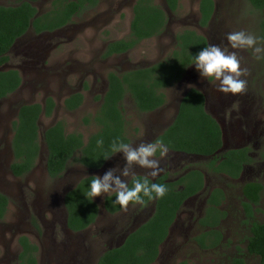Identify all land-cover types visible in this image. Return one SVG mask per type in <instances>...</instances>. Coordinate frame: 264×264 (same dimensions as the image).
<instances>
[{"label":"rangeland","instance_id":"374dc122","mask_svg":"<svg viewBox=\"0 0 264 264\" xmlns=\"http://www.w3.org/2000/svg\"><path fill=\"white\" fill-rule=\"evenodd\" d=\"M19 1L0 0V5H14ZM51 1L41 0L35 4L39 14L50 9ZM136 1L99 0L96 8L84 12L54 33L37 35L29 30L14 44L9 52V62L0 67V71L18 70L22 79V85L15 93L0 100V191L11 198L13 205L5 219L0 221V264H15V255L20 249L17 239L25 234L42 246L47 239L56 244L59 254L50 252L49 262L45 256L40 264H75V261L77 264H97L98 257L105 251L104 247L117 246L120 243L117 236L121 235L119 237L122 238L135 228L143 207L129 205L126 211L113 216L105 213L102 207L107 194L97 196L95 199L101 210L97 224L86 234H81L80 238H72L75 251L81 258H67V240L53 233L54 227L59 229L63 226L65 214L62 202L65 193L82 178L102 176L108 170H113L114 176L126 180L134 175L153 177L147 176L149 170L136 165L128 166L129 176L123 177L126 162L119 153L100 171L87 170L78 163L70 162L64 175L55 181L45 177L43 158L29 177L15 179L9 172L12 123L21 106L44 104L47 98H52L55 109L50 116L40 117V133L61 122L66 133H80L87 140L98 130L92 118L101 104L96 98L102 97L107 90V75L151 66L164 60L175 49L176 36L184 30H194L204 36L208 45H219L229 52H236L241 59V67L247 69L241 77L247 81L246 90L238 94H224L218 90V81L201 78L193 65L180 82L165 91L166 104L155 112L140 113L131 98H125L123 111L127 136L134 146L153 142L174 120L182 97L189 89L195 88L204 94L207 112L221 126V153L248 147L254 162L244 168L239 179L233 180L212 174L207 166L211 158L169 152L165 157L158 158L160 167L173 181L188 170L199 169L206 178V188L197 199L182 208L154 264H179L183 261L188 264H232L235 258H241L244 264H259L258 257L246 251L250 226L242 208V188L255 181L264 185V59H255L250 49H232L227 34L244 31L259 37V22L264 15L255 11L245 0H213V18L207 27L202 28L199 26L200 0H178L179 6L175 12L168 9L165 0H154L167 13L168 23L163 33L142 41L126 54L103 59L102 54L108 43L129 35ZM74 94H81L83 103L77 110L68 111L64 101ZM85 118L89 119L88 124L84 123ZM43 145L41 138V147ZM216 188L225 192L221 209L227 217L219 226L223 240L216 249L203 251L193 239L201 231L197 220L206 208L204 197ZM31 213L38 216L42 236H37V231L28 224ZM253 220L264 223V192Z\"/></svg>","mask_w":264,"mask_h":264},{"label":"trees","instance_id":"16d2710c","mask_svg":"<svg viewBox=\"0 0 264 264\" xmlns=\"http://www.w3.org/2000/svg\"><path fill=\"white\" fill-rule=\"evenodd\" d=\"M39 1L20 0L14 5H0V67L8 62L7 54L15 42L29 30L37 35L55 32L99 4V0H52L50 9L39 14L35 7V3ZM245 1L255 11L264 15V0ZM165 3L171 12L178 9V0H165ZM214 12L213 0H200V27L209 25ZM167 23V13L163 7L156 5L154 0H137L133 6L128 37L110 43L103 58L125 54L142 41L161 35ZM259 37L264 38V17L259 22ZM206 46L208 42L204 36L194 30H184L176 36L175 49L164 60L121 74L110 72L107 77V91L92 118L98 127L95 133L85 140L80 133H66L61 122L46 130L44 141L48 152L46 167L49 177H61L70 162L78 163L91 171L100 170L116 154H112L107 160L103 158L104 155L110 154L114 139L120 138L130 143L123 111L125 98L129 96L140 113H152L161 109L167 101L165 91L185 77L188 69L194 65H190L194 62L193 56ZM20 84L21 76L16 70L0 71V99L16 92ZM82 103L81 94L71 95L64 102L69 111L77 110ZM54 109L55 102L52 98H47L44 104H26L19 108L17 118L12 123L11 147L14 160L10 169L14 175L25 174L38 159V121L41 116H50ZM83 121L85 124L89 123L88 118ZM99 138H103V146L97 145ZM156 141L167 144L171 152L210 157L211 160L207 164L209 170L233 180L239 179L244 168L254 162L248 147L229 149L221 153L223 133L220 124L207 112L204 94L195 88L189 89L182 97L174 120L156 137L154 142ZM158 155L159 153L156 156ZM135 178H147L150 183L166 184L168 192L160 199L149 200L144 197L142 206L150 201L155 202L152 217L131 233L121 246L106 251L97 264H153L181 205L187 198L200 192L204 186V175L199 170L189 172L175 183L167 182L166 175L154 181L142 175L132 179ZM91 179L92 176L83 178L65 195L67 227L73 232L86 230L97 219L98 205L94 199L86 197ZM263 192L264 185L256 181L247 183L242 188V208L250 226L246 251L249 255L258 257L259 264H264V223L253 219ZM114 199L115 193L104 200V209L110 214L122 210L120 205L113 203ZM224 201V191L214 189L208 199L205 216L199 221L200 226L207 230L195 238L202 249H216L222 244L223 236L219 226L227 217L226 212L221 209ZM7 204V197L0 192V221L5 217ZM19 242L22 246L19 264H36V247L24 237L20 238ZM232 264L244 262L241 258H235Z\"/></svg>","mask_w":264,"mask_h":264},{"label":"clouds","instance_id":"9594fccd","mask_svg":"<svg viewBox=\"0 0 264 264\" xmlns=\"http://www.w3.org/2000/svg\"><path fill=\"white\" fill-rule=\"evenodd\" d=\"M227 41L232 49L251 50L255 59H264V38L244 31H233L227 34ZM193 63L201 78L218 81V90L224 94H238L246 90L247 81L241 77L247 69L241 67V59L236 52H229L227 48L209 44L193 56ZM98 146H103V138L96 141ZM169 152V146L162 141L140 143L133 145L120 138L113 140L110 154L103 156L107 160L114 153H122L126 166L122 172L123 177L129 176L128 166L136 165L147 171V176L157 177L162 168L160 159ZM86 197L91 200L97 196L115 193L113 203L120 205L122 210H127L130 204H142L144 197L149 200L163 198L168 188L166 184L149 182L147 178H135L131 184L121 176H114L113 170L106 171L102 176H92Z\"/></svg>","mask_w":264,"mask_h":264},{"label":"flooded vegetation","instance_id":"af4514ba","mask_svg":"<svg viewBox=\"0 0 264 264\" xmlns=\"http://www.w3.org/2000/svg\"><path fill=\"white\" fill-rule=\"evenodd\" d=\"M41 1V0H40ZM36 4V3H35ZM36 7V6H35ZM45 13V12H44ZM43 14V13H42ZM200 14V13H199ZM213 18V17H212ZM200 19V18H199ZM212 20V19H211ZM211 22V21H210ZM68 26V25H67ZM200 26V25H199ZM66 27V26H65ZM129 29H130V25H129ZM60 30V29H59ZM58 31V30H57ZM130 31V30H129ZM33 32V31H32ZM56 32V31H55ZM34 33V32H33ZM52 33H54V32H52ZM42 34H44V33H42ZM160 36V35H159ZM128 37V36H127ZM126 38V37H125ZM124 39V38H123ZM120 40H122V39H120ZM116 41H118V40H116ZM112 42H115V41H112ZM112 42H110V43H112ZM16 43V42H15ZM110 43H108L107 45H106V47L110 44ZM106 47H105V49H106ZM13 48V47H12ZM105 49H104V51H103V54H104V52H105ZM135 49V48H134ZM133 49V50H134ZM12 50V49H11ZM10 50V51H11ZM9 51V52H10ZM132 51V50H131ZM9 52H8V54H7V57H8V59H9ZM130 52V51H129ZM128 53V52H127ZM103 54H102V58H103ZM126 54V53H125ZM123 55V54H122ZM113 56H119V55H113ZM113 56H111V57H113ZM108 58H110V57H108ZM108 58H103V59H108ZM8 62H9V60H8ZM7 62V63H8ZM6 63V64H7ZM6 64H4V65H6ZM9 70H16V69H9ZM132 70V69H131ZM18 73H19V75H20V72L18 71V70H16ZM129 71V70H128ZM124 72H126V71H124ZM114 73H116V72H114ZM123 73V72H122ZM117 74H121V73H117ZM107 77H108V75H107ZM107 82H108V79H107ZM21 85H22V79H21V84H20V86H19V88L21 87ZM108 87V86H107ZM18 88V89H19ZM107 91V90H106ZM15 93V92H14ZM106 93V92H105ZM105 93H104V95H105ZM104 95L102 96V97H97V98H99V99H97L98 101H100L101 103H102V99H103V97H104ZM71 96V95H70ZM69 96V97H70ZM68 97V98H69ZM1 100V99H0ZM54 101V100H53ZM65 102V101H64ZM65 105V104H64ZM101 105V104H100ZM69 111V110H68ZM17 118V117H16ZM48 129V128H47ZM47 129H45V131L43 132V133H40V131H38V138H39V144H40V150H39V157H38V159L35 161V163H34V165H33V167L28 171V172H26L25 174H23V175H21V176H16V175H14L13 173H12V171H11V169H10V166H11V164H12V162H13V160H14V157H13V151H12V147H11V155H12V161H11V163H10V165H9V172H10V174H11V176L13 177V178H15V179H19V180H21V179H25V178H27V177H29V175H31L32 173H34L35 171H36V169H37V167H38V164H40V161L42 162V159L44 158V162H42L43 163V166H44V175H45V177H47L49 180H51V181H55V180H57V179H60L63 175H64V173L66 172V170H65V172L63 173V175L61 176V177H59V178H55V179H53V178H50L49 177V175H48V173H47V167H46V162H47V156H48V152H47V148H46V145H45V141H44V136H45V132H46V130ZM161 134V133H160ZM159 134V135H160ZM41 138H42V141H43V146L44 147H41ZM129 138V137H128ZM12 139H13V131H12V138H11V144H12ZM130 139V138H129ZM156 139V138H155ZM154 142V141H153ZM130 143H131V140H130ZM45 149H46V151H45ZM169 153H174V154H177V155H186V156H195V155H187V154H184V153H175V152H171V151H169ZM116 154H119V153H116ZM115 154V155H116ZM114 155V156H115ZM113 156V157H114ZM157 158H160L159 157V155L158 156H156ZM196 157V156H195ZM197 157H200V156H197ZM112 158V157H111ZM110 158V159H111ZM203 158H210V157H203ZM109 159V160H110ZM108 160V161H109ZM108 161H107V163H108ZM107 163L100 169V170H102V169H104L105 168V166L107 165ZM83 167V166H82ZM68 168V167H67ZM84 168V167H83ZM85 169H87V168H85ZM209 169V168H208ZM88 170V169H87ZM100 170H98V171H100ZM193 170H199V169H191V170H188L186 173H184L183 175H181L178 179H176V180H171L170 178H169V175H168V173H165V170H162V172H161V174H159L158 175V177H161V176H164V175H166L167 176V179H166V181L167 182H169V183H175V182H177L180 178H182V177H184V176H186L189 172H191V171H193ZM200 171V170H199ZM212 174H214L212 171H210ZM204 175V174H203ZM215 175H217V174H215ZM134 176H137V175H134ZM134 176H132V177H130L129 178V180L128 181H130ZM142 176H144V175H142ZM224 176V175H223ZM146 177V176H145ZM158 177H156V178H153V179H151V180H156ZM84 178H86V177H84ZM149 178V177H148ZM83 179V178H82ZM81 179V180H82ZM80 180V181H81ZM79 181V182H80ZM206 178H205V176H204V186H203V189L200 191V192H198L197 194H195V195H193V196H191V197H189V198H187L184 202H183V204L181 205V207H180V209H179V211L177 212V215H176V217H175V220L173 221V223H172V225H171V227L175 224V222H176V220H177V217H178V215H179V213L181 212V210H182V208L184 207V206H186L187 204H188V202H190V201H193V200H195V199H197L200 195H201V193L203 192V191H205V188H206ZM78 182V183H79ZM77 183V184H78ZM75 188V187H74ZM73 188V189H74ZM72 190V189H71ZM71 190H69V191H71ZM213 190L214 189H212L208 194H207V196L206 197H204V205H206V208H205V211H206V209H207V207H208V204H207V202H208V199L210 198V195H211V193L213 192ZM68 191V192H69ZM1 192V191H0ZM67 192V193H68ZM2 193V192H1ZM67 193H65V195L67 194ZM225 193V192H224ZM3 195H5L6 197H7V199H8V204H7V212H6V214H5V217L7 216V214H8V212H9V209H11L12 207H13V205H12V202H11V198L8 196V195H6L5 193H2ZM111 194H113V193H109V194H107V195H105L104 196V198H103V203H102V207H103V209H104V200H105V198L106 197H108V196H110ZM65 195H64V197H63V209H64V214H65V218H64V222H63V226H60V228L58 229V228H55L54 227V229H53V233L54 234H58V235H61L63 238H65L66 240H67V242H68V244H67V246H68V253H67V250L65 251V256L67 257V258H75L76 257V259H77V257L78 258H81L79 255V253H78V251H75V242H73L72 241V238L73 237H77V238H80L81 237V234L82 235H84V234H86L89 230H90V228L92 227V226H94V225H96L97 224V221H98V219H99V217H100V214H101V210H100V207H99V205H98V203H97V201H96V199L95 198H93L94 200H95V202H96V204L98 205V208H99V212H98V216H97V219H96V221L89 227V228H87L86 230H84V231H81V232H73V231H71L70 229H68V227H67V213H66V209H65V205H64V198H65ZM131 205V204H130ZM199 205L201 206V203H199ZM132 206V205H131ZM133 206H141V207H143L144 209V211H143V213H142V218H141V216L139 217V219L137 220L138 221V223L136 224V226H135V228L132 230V231H130V232H128V233H126L125 235H124V237L122 236V238H120L119 236H121V235H119V236H117L118 237V239H117V241L119 242L120 241V243L117 245V246H115V247H110V248H108V249H106L105 247H104V253L106 252V251H108V250H110V249H113V248H117V247H119V246H121L123 243H124V241H125V239L131 234V233H133L135 230H137L140 226H142L143 224H145L151 217H152V215H153V213H154V206H155V202L154 201H150V202H148L146 205H144V206H142L141 204H134ZM25 209H28L29 210V208L28 207H26ZM124 210H120L119 212H117V213H115V214H110V213H108L105 209H104V212L105 213H107V214H109V215H117V214H119V213H121V212H123ZM205 211H204V213H203V215H202V217L201 218H199L198 220H197V222H198V226L201 228V231H200V233L197 235V236H199L202 232H204V231H206L207 229H203L201 226H200V224H199V221H200V219H202L204 216H205ZM5 217H4V219H5ZM3 219V220H4ZM3 220H1V221H3ZM29 225H30V227L33 229V230H35V231H37V236H42V228H41V225H40V223H39V219H38V216L36 215V214H34V213H31V214H29V223H28ZM171 227H170V229H171ZM170 229H169V231H170ZM170 233V232H169ZM169 233H168V236H169ZM168 236L166 237V239L168 238ZM197 236H195L194 237V239H193V241H194V243L196 244V246L200 249V250H203V251H208V250H213V249H202V248H200V246L197 244V242L195 241V238L197 237ZM26 238L27 240H28V242L31 244V245H33V246H35L36 247V249H37V251L34 253V256H35V259H36V264H40V261H41V259L43 258V259H45V256H46V261L47 262H49L48 261V259H50V252L54 255V253H56V254H59L58 252H57V248H56V244L54 243V242H52V240H45L44 241V243H43V246L41 245V244H38L37 242H34L33 240H32V238L28 235V234H25L24 236H20V237H18V239H17V243H18V245H19V252H18V254L16 253V255H15V258H16V262H15V264H19V254L21 253V251H22V246H21V244H20V242H19V239L20 238ZM166 239L164 240V242L166 241ZM163 242V243H164ZM162 243V244H163ZM111 244V243H110ZM161 244V245H162ZM161 245H160V247H159V254H160V248H161ZM103 253V254H104ZM102 254V255H103ZM102 255H100L99 257H98V259H97V263H98V260H99V258L102 256ZM159 257V256H158ZM158 259V258H157ZM84 260H85V258H84ZM157 261V260H156ZM155 261V262H156ZM154 262V263H155ZM183 262H186V261H183ZM153 263V264H154ZM180 263H182V262H180ZM179 263V264H180ZM187 263V262H186ZM75 264H77L76 263V261H75ZM81 264V263H80ZM188 264V263H187Z\"/></svg>","mask_w":264,"mask_h":264},{"label":"water","instance_id":"95a60500","mask_svg":"<svg viewBox=\"0 0 264 264\" xmlns=\"http://www.w3.org/2000/svg\"><path fill=\"white\" fill-rule=\"evenodd\" d=\"M221 127V126H220ZM222 130V129H221Z\"/></svg>","mask_w":264,"mask_h":264}]
</instances>
